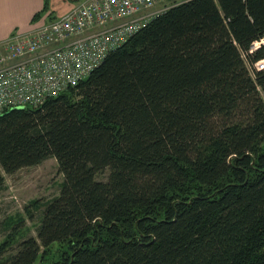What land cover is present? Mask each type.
<instances>
[{"label":"trees","instance_id":"trees-1","mask_svg":"<svg viewBox=\"0 0 264 264\" xmlns=\"http://www.w3.org/2000/svg\"><path fill=\"white\" fill-rule=\"evenodd\" d=\"M263 40L264 0H183L87 82L1 114L0 190L48 158L63 182L0 264H264Z\"/></svg>","mask_w":264,"mask_h":264},{"label":"built area","instance_id":"built-area-1","mask_svg":"<svg viewBox=\"0 0 264 264\" xmlns=\"http://www.w3.org/2000/svg\"><path fill=\"white\" fill-rule=\"evenodd\" d=\"M162 2L82 0L63 16L0 40V115L15 107H40L77 86L166 11L157 10ZM258 66L264 68V61Z\"/></svg>","mask_w":264,"mask_h":264},{"label":"rangeland","instance_id":"rangeland-1","mask_svg":"<svg viewBox=\"0 0 264 264\" xmlns=\"http://www.w3.org/2000/svg\"><path fill=\"white\" fill-rule=\"evenodd\" d=\"M183 0H163L157 10H166L174 3ZM262 42L254 45L259 47ZM256 68L262 67L256 64ZM5 176V186L0 190V242L15 233V242L27 237H37V228L41 221V211L32 204L38 201L46 204L60 193L63 175L55 158H48L42 164L23 168L13 175ZM108 172L98 176L99 180H106ZM17 251V244L8 254ZM57 246L53 247V252ZM39 264V262H38Z\"/></svg>","mask_w":264,"mask_h":264},{"label":"crops","instance_id":"crops-1","mask_svg":"<svg viewBox=\"0 0 264 264\" xmlns=\"http://www.w3.org/2000/svg\"><path fill=\"white\" fill-rule=\"evenodd\" d=\"M82 0H50L49 9L39 19L50 20L71 11ZM45 0H0V40L26 32L39 23L34 17L42 12ZM36 24V25H35Z\"/></svg>","mask_w":264,"mask_h":264},{"label":"bare ground","instance_id":"bare-ground-1","mask_svg":"<svg viewBox=\"0 0 264 264\" xmlns=\"http://www.w3.org/2000/svg\"><path fill=\"white\" fill-rule=\"evenodd\" d=\"M134 36V35H133ZM95 70V69H94ZM88 78V77H87ZM83 82V81H82ZM23 108H26V107H23V106H21V107H15V108H12V109H23ZM9 110H11V109H9ZM8 111V110H7Z\"/></svg>","mask_w":264,"mask_h":264},{"label":"water","instance_id":"water-1","mask_svg":"<svg viewBox=\"0 0 264 264\" xmlns=\"http://www.w3.org/2000/svg\"><path fill=\"white\" fill-rule=\"evenodd\" d=\"M89 80V77L88 78H85L84 80H83V82H87Z\"/></svg>","mask_w":264,"mask_h":264}]
</instances>
